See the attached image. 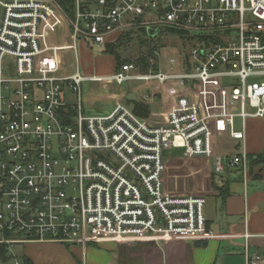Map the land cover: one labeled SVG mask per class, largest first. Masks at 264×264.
<instances>
[{
    "label": "built area",
    "instance_id": "obj_1",
    "mask_svg": "<svg viewBox=\"0 0 264 264\" xmlns=\"http://www.w3.org/2000/svg\"><path fill=\"white\" fill-rule=\"evenodd\" d=\"M57 27L68 41L55 42ZM135 27L203 40L178 71H162L155 51L145 72L134 59L107 76L64 72L63 52L77 41L98 48ZM259 77L264 0H72L70 13L57 0H0V245L11 255L0 264H22L10 248L27 242L84 247L210 235L204 196L164 191L163 151L210 159L222 181L233 168L246 179L247 153L218 151L211 123L243 139L245 119L264 117ZM85 80L141 82L152 91L143 101L166 87L165 121L151 124L120 100L106 114H85ZM246 259L264 264L257 252Z\"/></svg>",
    "mask_w": 264,
    "mask_h": 264
},
{
    "label": "crops",
    "instance_id": "obj_2",
    "mask_svg": "<svg viewBox=\"0 0 264 264\" xmlns=\"http://www.w3.org/2000/svg\"><path fill=\"white\" fill-rule=\"evenodd\" d=\"M123 91L109 96L119 100ZM151 92L148 87L138 86L129 94L133 95L131 99L149 105V115L144 119L151 124H161L172 99L164 87L153 100L143 101L142 98L150 96ZM199 99L196 94V100ZM236 118L239 124L235 129L241 130V119ZM211 126L215 147L221 153L245 151L247 158L254 159L264 151V117H247L241 140L232 139L224 127L218 130L215 122ZM172 149L181 151H163V189L175 196H204V214L210 235L133 243L103 241L84 247L27 242L24 244H35L23 254L29 259L28 264H246L248 253L257 252L264 257V163L249 167L246 179L239 169H227L222 181L213 173L210 159L186 157L182 149Z\"/></svg>",
    "mask_w": 264,
    "mask_h": 264
},
{
    "label": "rangeland",
    "instance_id": "obj_3",
    "mask_svg": "<svg viewBox=\"0 0 264 264\" xmlns=\"http://www.w3.org/2000/svg\"><path fill=\"white\" fill-rule=\"evenodd\" d=\"M134 29L136 31L138 28L135 27ZM135 31L130 35L131 39L125 40L121 47L116 50L120 59H136L140 54L147 51V44L152 42L153 46L159 47V66L161 70L164 72L169 71L170 68L173 71L179 70V60L183 57V45L178 37L163 32L157 35L156 38L151 39L149 38V36ZM55 34L56 35L53 37L55 42L60 43L67 40L62 39L65 34L64 32H61L60 36L59 27L56 28ZM191 47V45L188 46V48ZM103 49V46H100L98 48H90L82 41H77L75 50L63 52L62 59L63 65L65 66L64 72L70 74L72 71L78 68V71L82 76L110 75L113 68V57L111 55L104 54ZM171 58L175 59V63L173 64V66L169 63V60ZM133 72L134 71H131L130 73ZM255 80L262 81L264 80V77H259ZM228 82V79H223V85L230 84ZM138 86L144 88L146 85L141 82L133 83L131 81H125L121 85H118L116 83L104 85L103 83L96 81H83L81 84V93L85 114H106L110 112L113 109L117 99L109 95L113 93L118 94L122 90H124L123 95L119 98V100L122 103H125L124 96H128L129 92L136 91V87ZM234 122L235 127H237V125L239 124V120L236 118ZM169 149V152L178 153L181 151L173 150L172 148ZM17 236L18 235L14 237ZM30 245L35 244H15L11 246L10 250L14 256H21L28 251ZM45 256L47 255H43V257Z\"/></svg>",
    "mask_w": 264,
    "mask_h": 264
},
{
    "label": "trees",
    "instance_id": "obj_4",
    "mask_svg": "<svg viewBox=\"0 0 264 264\" xmlns=\"http://www.w3.org/2000/svg\"><path fill=\"white\" fill-rule=\"evenodd\" d=\"M62 8L70 13L71 12V5H72V0H57ZM138 29L135 31L134 28L131 29H127V30H123L121 31V33L115 37L113 40L108 41L107 43H105V45L103 46V53L104 54H108L111 55L114 59V71H117L120 69V66L125 63V62H129L132 59H120L116 50L121 47V45L123 44V42L125 40L131 39V34L135 32L138 33H143L144 35H147L146 29L145 27H137ZM169 33V35H173L176 36L180 39L181 43H182V53H183V58L184 60L188 59V50L190 48H188L189 45L193 46L196 42H198L199 40H203L202 37H198L195 35H191L188 34L185 31L182 30H177V29H171V28H167V29H161L159 31V33L157 35H159L160 33ZM157 35L155 36H149V38H156ZM128 36V37H127ZM146 41V40H145ZM148 49L145 53L140 54L136 59H134L138 71L140 72H145L148 70V63H147V58L149 56H154V52L158 51L159 47L158 46H153V43L150 42L149 44H147ZM154 69H156V67H153ZM124 102L126 105L131 106V109L133 110V112L135 114H137L140 117L146 118L149 115L150 112V108L149 105L141 102V101H137L135 99H124ZM249 167L252 168L254 165L256 164H260V163H264V151L259 154L258 156L254 157V159H249ZM0 256L5 258H10L11 255H8V245H0ZM23 264H28L29 259L27 257H25V255H21L18 257Z\"/></svg>",
    "mask_w": 264,
    "mask_h": 264
},
{
    "label": "water",
    "instance_id": "obj_5",
    "mask_svg": "<svg viewBox=\"0 0 264 264\" xmlns=\"http://www.w3.org/2000/svg\"><path fill=\"white\" fill-rule=\"evenodd\" d=\"M146 32L149 36H155L159 33V29H155V28H146ZM133 98V95L132 94H129L127 96V99H131Z\"/></svg>",
    "mask_w": 264,
    "mask_h": 264
}]
</instances>
